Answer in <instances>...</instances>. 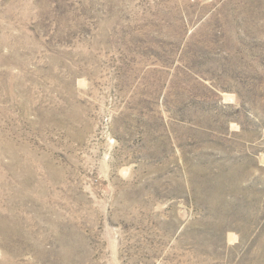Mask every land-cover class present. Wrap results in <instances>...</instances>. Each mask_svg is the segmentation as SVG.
<instances>
[{"label":"rangeland","instance_id":"obj_1","mask_svg":"<svg viewBox=\"0 0 264 264\" xmlns=\"http://www.w3.org/2000/svg\"><path fill=\"white\" fill-rule=\"evenodd\" d=\"M0 264H264V0H0Z\"/></svg>","mask_w":264,"mask_h":264}]
</instances>
